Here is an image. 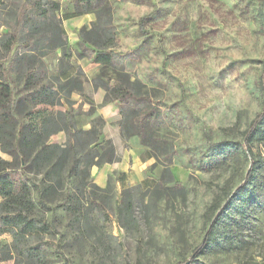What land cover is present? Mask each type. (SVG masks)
I'll return each instance as SVG.
<instances>
[{
  "label": "rangeland",
  "instance_id": "1",
  "mask_svg": "<svg viewBox=\"0 0 264 264\" xmlns=\"http://www.w3.org/2000/svg\"><path fill=\"white\" fill-rule=\"evenodd\" d=\"M57 1L61 8L68 7L67 0ZM109 4L116 38L113 50L124 56V71L144 84L160 110L155 129L162 147L155 151L154 166L155 160L149 159L150 182L132 190V221L118 220L121 190H116L113 177L106 192L95 193L98 200H106L107 219L90 208L86 220L76 223L60 207L66 187L61 197L49 195L48 209H40L50 224L42 237L48 264H184L204 238L208 207L214 200L221 207L227 195L228 209L214 213L220 214L214 240L192 264H264V143L251 146L261 157V167L246 185L245 197L234 196L252 165L241 149V133L261 111L264 98L259 83L264 0H109ZM45 62L54 76L56 58ZM72 66L86 79L94 78L99 69L76 57ZM75 111L77 128L98 125L94 105L82 99ZM105 126L97 129L103 132ZM132 141L133 155L141 159L148 148L137 138ZM210 143L230 149L226 155L217 149L210 153ZM166 169L182 191H149L160 176L169 179ZM28 177L40 186V175ZM73 185L70 181L69 191ZM31 192L38 202L34 187ZM7 241L11 242L9 235L0 243Z\"/></svg>",
  "mask_w": 264,
  "mask_h": 264
},
{
  "label": "trees",
  "instance_id": "2",
  "mask_svg": "<svg viewBox=\"0 0 264 264\" xmlns=\"http://www.w3.org/2000/svg\"><path fill=\"white\" fill-rule=\"evenodd\" d=\"M67 1V6L71 4L75 10L69 15L61 14L65 8L57 0H0V237H11L10 243H0V264H48L47 243L42 237L50 224L40 215V209H48L45 200L49 195L61 197L63 186L66 193L60 207L70 212L73 221L86 220L90 208L108 218L106 200H98L95 193L106 192L109 184L102 189L95 185L90 167L114 163L118 155L112 141L104 139L97 129L105 123L101 116H97V126L90 124L86 130L75 126L71 95L82 98L81 85L87 79L80 69L72 66L73 57L99 67L97 75L89 81L95 90L101 88L105 92L104 103H118L121 139L127 143L137 138L139 145L148 148L140 161L154 159V166L158 161L155 151L162 147L155 129L160 110L144 84L132 80L124 71V56L113 50L116 38L109 0ZM86 14L94 17L93 22L78 29V43L69 44L62 22ZM261 14L264 20V4ZM141 22L142 19L140 26ZM50 56L56 58L54 76L45 62ZM259 78L264 95V62ZM62 103L68 107L65 112H34L39 105L54 107ZM261 106L259 114L241 133V149L252 164L243 185L234 192V196L241 198L246 195L244 190L252 174L261 167V157L251 149L253 144L264 143V98ZM59 131L65 132L66 142L51 143L50 138ZM216 149L226 155L230 147L209 144L210 153ZM166 174L169 179L160 176L149 191L181 192L182 186L171 181L167 169ZM28 175H40V186ZM70 181L74 183L72 192L68 190ZM169 184L172 186L166 187ZM32 187L37 191L38 202L32 198ZM133 188L120 192L119 221L134 220ZM230 201L227 195L221 207L216 200L208 207L204 215L208 228L186 263L192 264L214 240L220 220V214L214 213L226 211Z\"/></svg>",
  "mask_w": 264,
  "mask_h": 264
},
{
  "label": "crops",
  "instance_id": "3",
  "mask_svg": "<svg viewBox=\"0 0 264 264\" xmlns=\"http://www.w3.org/2000/svg\"><path fill=\"white\" fill-rule=\"evenodd\" d=\"M61 11L62 15H69L75 10L73 9V6L69 4L65 10ZM93 20V16L89 14L79 17H71L68 20H64L62 25L67 34V39H69V44L75 45L78 43V29L84 25L89 26ZM73 59L74 57L72 60ZM81 95L82 98L77 94L71 95V99L74 101L72 106L73 109L76 110L82 99L85 102L87 101L94 105L97 115L101 116L105 121L106 126L102 132L103 138L112 141L115 148V153L118 155V160L114 163H105L99 168L95 166L90 167V178L92 179V182L102 189L107 186L108 180L113 177L116 190L131 188L137 185H147L150 182L147 177V166L151 165L150 160L142 162L136 155H133L134 149L131 148L135 147V142L132 141L133 139L130 140L129 147L124 145V141L121 139V129L118 124L120 120L118 103H104L105 92L101 88L95 90L92 82H90L89 79L82 83ZM67 109L68 107L64 103L54 107L39 105L36 107L34 112L46 113L54 111L57 112V110L65 112ZM50 142L59 145L64 144L66 142L65 132L59 131L50 138ZM5 236L6 235L1 236L0 241L2 240V237ZM6 243L9 242L7 241ZM8 264H11V262H8Z\"/></svg>",
  "mask_w": 264,
  "mask_h": 264
},
{
  "label": "water",
  "instance_id": "4",
  "mask_svg": "<svg viewBox=\"0 0 264 264\" xmlns=\"http://www.w3.org/2000/svg\"><path fill=\"white\" fill-rule=\"evenodd\" d=\"M186 264H188V263H186Z\"/></svg>",
  "mask_w": 264,
  "mask_h": 264
}]
</instances>
